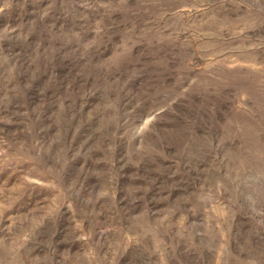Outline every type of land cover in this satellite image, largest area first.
Returning <instances> with one entry per match:
<instances>
[{
  "label": "rangeland",
  "instance_id": "obj_1",
  "mask_svg": "<svg viewBox=\"0 0 264 264\" xmlns=\"http://www.w3.org/2000/svg\"><path fill=\"white\" fill-rule=\"evenodd\" d=\"M0 264H264V0H0Z\"/></svg>",
  "mask_w": 264,
  "mask_h": 264
}]
</instances>
